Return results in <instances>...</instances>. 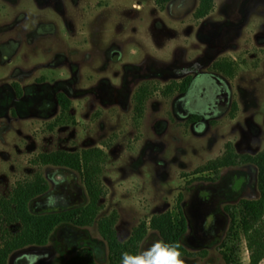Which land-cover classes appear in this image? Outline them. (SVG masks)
Wrapping results in <instances>:
<instances>
[{"label":"rangeland","instance_id":"1","mask_svg":"<svg viewBox=\"0 0 264 264\" xmlns=\"http://www.w3.org/2000/svg\"><path fill=\"white\" fill-rule=\"evenodd\" d=\"M198 4L0 0V198L42 174L51 189L32 202L34 213L85 206L90 197L78 171L36 159L57 150L104 151L95 171L105 190L96 222L59 225L41 264L65 262L85 246L109 264L101 218L117 212L126 241L140 223L174 210L180 194L188 220L182 242L199 253L183 257L184 264H230L224 252L232 250L233 264H252L245 236L232 240L229 233L233 206L260 195L258 168L223 167L218 177L202 169L228 142L238 153L264 150V0H215L201 19ZM219 60L235 63L233 77L213 69ZM187 76L186 94L178 87L167 94ZM212 86L227 101L195 106ZM142 88L149 95L140 114ZM60 93L72 102L65 114ZM20 229L0 222V247L4 233ZM157 241L163 238L150 229L141 253Z\"/></svg>","mask_w":264,"mask_h":264},{"label":"trees","instance_id":"2","mask_svg":"<svg viewBox=\"0 0 264 264\" xmlns=\"http://www.w3.org/2000/svg\"><path fill=\"white\" fill-rule=\"evenodd\" d=\"M171 0H158L163 7L162 2ZM215 9V0H199L195 11V17L204 18L211 14ZM235 63L230 60H219L213 65V69L231 77L235 75ZM192 76H187L181 83H172L166 87L167 94H171L178 87L183 94L189 91ZM206 84V83H204ZM207 87V86H206ZM214 97L211 98L206 107L213 109L216 102L220 99L227 101V95L219 94L217 86H212L210 95L213 91ZM149 93L147 89L142 88L137 93V103L140 114L143 113L145 103ZM59 102L62 111L65 114L70 110L71 99L64 93H60ZM237 107V105H236ZM200 119L199 114L191 117L192 122ZM104 156V151L99 148L87 149L83 152H71L67 150H57L52 152L40 153L36 159L43 165L61 166L78 171L87 188L90 200L82 207L64 209L56 212L43 214L34 213L32 202L45 195L50 187L49 178L42 174H37L33 179L25 182H19L13 189L9 197L0 198V222L7 224H21L18 233L6 232L3 234V244L0 247V264H10L11 257L19 252L29 249H39L49 244L50 237L54 230L62 223H71L76 226L85 227L93 225L100 213V200L105 194L101 182L97 179L95 171L97 161ZM254 165L258 168V185L260 195L257 198H243L233 206V224L229 233V239L234 236L244 235L248 248L251 252L252 264H260L264 259V150L258 154L238 153L232 142L226 144V150L222 157L209 161L202 169L212 171L219 176L223 167ZM197 171L196 173H200ZM183 195L178 197L174 210L155 215L150 222H142L134 230L131 237L126 241H121L117 232V212L103 217L98 221L99 230L108 244V263L122 264V254L128 253L131 257H138L141 253V246L149 234V230L159 232L166 244H179L181 258L197 256L199 253L189 251L182 242V238L188 230V220L185 215L183 205ZM225 253L230 264H233L235 251L232 255ZM60 264H101L94 249L91 246H85L78 250L75 255L67 261Z\"/></svg>","mask_w":264,"mask_h":264},{"label":"clouds","instance_id":"3","mask_svg":"<svg viewBox=\"0 0 264 264\" xmlns=\"http://www.w3.org/2000/svg\"><path fill=\"white\" fill-rule=\"evenodd\" d=\"M179 248V244L157 241L138 257L123 253L122 264H184Z\"/></svg>","mask_w":264,"mask_h":264},{"label":"flooded vegetation","instance_id":"4","mask_svg":"<svg viewBox=\"0 0 264 264\" xmlns=\"http://www.w3.org/2000/svg\"><path fill=\"white\" fill-rule=\"evenodd\" d=\"M205 89H204V91L201 92V94L198 95V97H195V99L193 100L194 105H195V103H198L200 106H204V105L206 106V105H208L207 103L210 102L211 98L214 97L215 92H216L215 90L210 95H208V93L206 92ZM50 189H51V187H50ZM43 250H46V248L43 247V248H39V249H29V250L19 252V253L15 254L11 257L10 264H20V263L21 264L22 263H25V264H41L44 261L43 259L40 258L41 260L39 262L34 261V259L36 258V255L38 257L42 256ZM34 255H35V257H34ZM32 261H34V262H32Z\"/></svg>","mask_w":264,"mask_h":264},{"label":"water","instance_id":"5","mask_svg":"<svg viewBox=\"0 0 264 264\" xmlns=\"http://www.w3.org/2000/svg\"><path fill=\"white\" fill-rule=\"evenodd\" d=\"M115 56H116V58H119L121 55H120V53L117 52L115 54ZM39 259H40V257L37 256L34 260L39 262Z\"/></svg>","mask_w":264,"mask_h":264}]
</instances>
